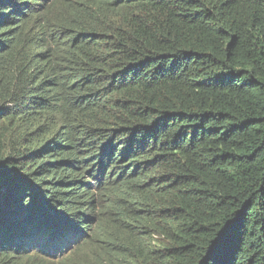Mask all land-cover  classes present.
<instances>
[{
	"label": "trees",
	"instance_id": "1",
	"mask_svg": "<svg viewBox=\"0 0 264 264\" xmlns=\"http://www.w3.org/2000/svg\"><path fill=\"white\" fill-rule=\"evenodd\" d=\"M0 264H264V0H0Z\"/></svg>",
	"mask_w": 264,
	"mask_h": 264
}]
</instances>
